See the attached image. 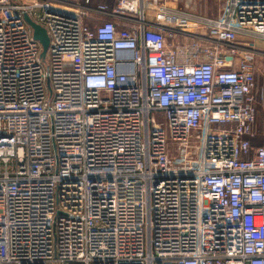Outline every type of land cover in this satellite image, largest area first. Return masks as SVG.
<instances>
[{"label": "built area", "instance_id": "2783aa9c", "mask_svg": "<svg viewBox=\"0 0 264 264\" xmlns=\"http://www.w3.org/2000/svg\"><path fill=\"white\" fill-rule=\"evenodd\" d=\"M76 1L0 0V264H264V0Z\"/></svg>", "mask_w": 264, "mask_h": 264}, {"label": "crops", "instance_id": "0c3cea01", "mask_svg": "<svg viewBox=\"0 0 264 264\" xmlns=\"http://www.w3.org/2000/svg\"><path fill=\"white\" fill-rule=\"evenodd\" d=\"M69 1V0H68ZM71 3V2H68ZM76 3H80V0H77ZM168 8L173 11L181 12L184 14H189L194 17H201L206 19H215L221 12L220 8L222 7V0H170L166 2ZM100 16V15H99ZM104 18V16L101 15ZM147 20H152V14H147ZM172 28V27H171ZM175 31L184 33L183 36L186 40L190 41L192 36L200 37V39H205L206 33L205 31L198 29L196 27H187L184 29H177L174 28ZM179 37L178 34H176ZM173 41H180L179 38H175ZM181 42V41H180ZM174 43V48H176V42ZM237 45L240 49H244L254 57V67H255V82L257 76V67L260 62L264 61V40L255 39V38H245L239 37L237 41ZM173 48V49H174ZM177 49V48H176ZM178 63L183 62V58L178 56L177 57ZM257 137H264V128L257 127L256 128V139ZM260 140V139H259ZM258 140V141H259ZM264 140V139H262Z\"/></svg>", "mask_w": 264, "mask_h": 264}, {"label": "water", "instance_id": "95a60500", "mask_svg": "<svg viewBox=\"0 0 264 264\" xmlns=\"http://www.w3.org/2000/svg\"><path fill=\"white\" fill-rule=\"evenodd\" d=\"M23 18L32 31V38L40 44V57L41 59H44L49 45V38L46 31L39 25L35 24L27 15H24Z\"/></svg>", "mask_w": 264, "mask_h": 264}, {"label": "rangeland", "instance_id": "374dc122", "mask_svg": "<svg viewBox=\"0 0 264 264\" xmlns=\"http://www.w3.org/2000/svg\"><path fill=\"white\" fill-rule=\"evenodd\" d=\"M257 78H256V91L258 92L260 88H264V61L263 62H260L259 61V64H258V67H257ZM258 95V93H256ZM260 126V125H259ZM256 139V138H255ZM257 139L259 140V145L260 146H264V137H257Z\"/></svg>", "mask_w": 264, "mask_h": 264}, {"label": "trees", "instance_id": "16d2710c", "mask_svg": "<svg viewBox=\"0 0 264 264\" xmlns=\"http://www.w3.org/2000/svg\"><path fill=\"white\" fill-rule=\"evenodd\" d=\"M258 142H259L258 139H254V140L251 142V144H252V145H256V146H260Z\"/></svg>", "mask_w": 264, "mask_h": 264}]
</instances>
